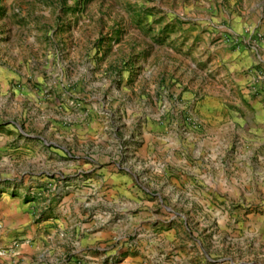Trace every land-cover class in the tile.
<instances>
[{
  "label": "rangeland",
  "instance_id": "rangeland-1",
  "mask_svg": "<svg viewBox=\"0 0 264 264\" xmlns=\"http://www.w3.org/2000/svg\"><path fill=\"white\" fill-rule=\"evenodd\" d=\"M223 43L251 49L264 71V0H0L11 192L29 189L28 153L52 197L103 188V164L135 182L95 206L122 213L109 219L116 252L66 259L122 264L143 244L148 264H264V97L235 87Z\"/></svg>",
  "mask_w": 264,
  "mask_h": 264
},
{
  "label": "crops",
  "instance_id": "crops-1",
  "mask_svg": "<svg viewBox=\"0 0 264 264\" xmlns=\"http://www.w3.org/2000/svg\"><path fill=\"white\" fill-rule=\"evenodd\" d=\"M229 45L223 43L218 46L217 61L232 73L236 88L246 86L248 81V85L251 87L255 76L253 66L257 62L255 61V53L245 46L232 48ZM256 57L262 60L264 58L259 53ZM7 75V72L2 70L0 66V86H2V81L6 79ZM8 110L7 106L0 110V123L9 119V114H4ZM0 138H9L7 131L0 129ZM55 154L58 156L57 153ZM9 158L7 161L8 172L5 174L1 171L0 174V181L7 180L3 183L0 182V248H8L18 238L27 240L20 244L13 254L0 255V264H17V262L19 264H76L74 262L75 257L80 255L78 253L81 251H93L94 249L105 251L102 255L96 252L88 253L89 256L85 257L90 260L104 259L109 253L116 252L115 249L119 247L116 242L120 236L118 232L120 225L111 222L109 219L113 213L114 215H121L122 213H115L112 210L100 212L95 206L100 203L111 205L109 201L110 192H116L123 188H126L127 192L134 190L135 182L130 180L124 172L113 169L111 165L103 164L101 169L104 174L102 180L105 183L103 188L100 187L101 184H96V180L93 179L94 183H88L90 187L82 186V189H76L74 192L52 197L45 193H38L39 188L33 184L36 183L33 181L35 176H38L42 183L47 177H41L44 173L43 169H40L41 167H39L40 170L35 169L36 164L39 163H36V158L32 153H28L23 173L30 174L26 179L29 189H21L14 194L11 192L13 188L9 186L10 180L13 179L11 176L15 175L14 159L11 156ZM53 159L56 162L61 157ZM42 160L49 166L52 164L49 157ZM84 161V158L78 160L77 164L83 163L82 166L88 169L86 171H93L95 168L94 160L87 163ZM90 191L92 193L101 191L100 197L96 201L93 198L88 201ZM136 217H138L136 213H132L130 216L131 219H137ZM70 247L73 248L70 249ZM145 247L143 244L140 246L142 252ZM110 249L113 252L109 251ZM142 252L138 256H127L122 264H148L146 256L144 255L143 258ZM69 253H75V257L66 259L65 256ZM144 253L149 256L148 251H144ZM44 254L51 255V258L42 259ZM93 264L97 263L93 261Z\"/></svg>",
  "mask_w": 264,
  "mask_h": 264
},
{
  "label": "built area",
  "instance_id": "built-area-1",
  "mask_svg": "<svg viewBox=\"0 0 264 264\" xmlns=\"http://www.w3.org/2000/svg\"><path fill=\"white\" fill-rule=\"evenodd\" d=\"M238 42L235 41V44ZM251 92L257 94L260 97H264V71H258L255 73L254 81L251 85ZM20 241L15 240L8 248H0V255L13 254L20 246Z\"/></svg>",
  "mask_w": 264,
  "mask_h": 264
}]
</instances>
